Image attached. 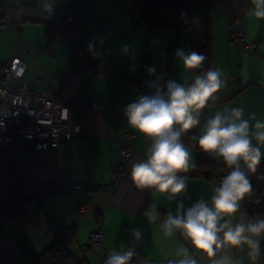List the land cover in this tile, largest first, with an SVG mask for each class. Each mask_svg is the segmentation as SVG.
I'll return each instance as SVG.
<instances>
[{"label": "crops", "instance_id": "crops-1", "mask_svg": "<svg viewBox=\"0 0 264 264\" xmlns=\"http://www.w3.org/2000/svg\"><path fill=\"white\" fill-rule=\"evenodd\" d=\"M43 3L0 0V24L7 25L0 30V65L19 56L26 63L24 79L34 90L50 86L65 100H109L113 111L102 114L74 108L71 117L81 125L79 135L47 150L21 143L1 156L5 160L10 155L18 156L23 170L33 169L41 178L51 179L59 192L45 200L39 212V229L20 228L14 221L0 227V264H37L56 229L68 225L76 228L70 250L90 264H105L111 253L130 250L134 255L128 264H173L183 258L177 256L181 247L188 249L197 264H211L179 230L165 236L160 224L168 212L176 214L179 203L184 209L197 200L211 206L220 180L204 175L181 176L187 177L186 192L172 199L155 189H137L129 178L131 165L147 158L151 141L136 132L132 155L121 157L120 144L127 132L135 130L128 126L123 109L140 95L152 94L148 81L162 78V83H180L187 79L190 83L195 75L214 66L222 70L226 87L215 94L219 99L209 101L201 111L200 124L181 136L191 163L206 122L217 111L242 107L244 119L255 113L257 120L264 121V19L247 15L253 7L250 0H187L184 26L167 58L164 32L148 26L144 11L130 7L127 0H97L92 7H83L81 22L73 29L67 21L72 14L70 0H54L51 16L44 13ZM232 18L235 22L229 24ZM239 27L244 29L247 41L256 43L255 51H245L230 39V33ZM205 40L210 43L207 68L202 65L191 74L185 72L175 57L176 50H195V45ZM89 52L91 60L87 59ZM149 67L156 72L150 75ZM249 123L254 133L255 121ZM252 142L259 146L254 137ZM260 147L262 160L264 146ZM240 165L247 168L243 161ZM115 166H119L116 175ZM77 184L83 189L71 194ZM152 208L159 217L150 222L144 213ZM231 221L255 220L240 202ZM97 229L101 232L99 246L90 242L91 233ZM132 229L141 232L139 239ZM258 239L261 255L256 264H264V235ZM248 252L246 245L222 249L214 259L229 256L234 262L252 264Z\"/></svg>", "mask_w": 264, "mask_h": 264}, {"label": "clouds", "instance_id": "clouds-1", "mask_svg": "<svg viewBox=\"0 0 264 264\" xmlns=\"http://www.w3.org/2000/svg\"><path fill=\"white\" fill-rule=\"evenodd\" d=\"M252 8L247 15L257 20L264 19V0H250ZM54 0H44L43 11L48 16L53 13ZM175 57L182 63L185 72L191 74L200 69L206 56L198 51L177 49ZM150 75L156 72L149 67ZM222 70L211 67L195 75L189 83L162 78L148 81L152 89L150 95H140L134 102L127 104L123 114L129 127L151 141L147 148V158L131 165L129 178L137 189H155L158 193H168L169 199L186 192L187 177L178 176L196 165L191 163V154L181 141V136L200 124V113L209 101L219 99L215 94L226 87ZM242 107L225 108L217 111L204 126L199 137L200 149L213 158H222L231 171L214 189L211 206L204 200H197L191 207L184 209L183 203L177 205L176 214L168 212L160 224L165 236H173L179 230L193 248L211 260V264H240L229 256L214 259L222 249H249L248 257L256 264L260 257L259 237L264 235V219L247 223H232L231 217L240 209V202L252 192V184L240 162L251 172L256 171L261 162V147L264 146V121L257 120L255 113L244 119ZM249 120L255 121V132H250ZM253 137L256 144L253 145ZM149 221L158 219L154 208L145 212ZM225 217L229 219L225 220ZM224 221L221 223V221ZM137 239L141 232L132 229ZM222 233V235H220ZM133 251L113 252L105 264H128ZM177 256L183 257L173 264H197L188 249L181 247Z\"/></svg>", "mask_w": 264, "mask_h": 264}, {"label": "trees", "instance_id": "trees-1", "mask_svg": "<svg viewBox=\"0 0 264 264\" xmlns=\"http://www.w3.org/2000/svg\"><path fill=\"white\" fill-rule=\"evenodd\" d=\"M132 8H138L145 13L146 24L152 28L162 30L166 36V56L169 58L184 26V11L187 0H127ZM195 50L204 54L206 59L203 68H207L209 61L210 43L196 44ZM90 53V52H89ZM91 53L87 57L91 60ZM195 168H190L180 176H200L207 178L226 176L231 169L222 158H213L203 152L199 144L196 158L192 162ZM252 184V192L247 196L253 201H241L245 210L254 220L264 218V159L257 165L256 171L243 169ZM219 179V178H218ZM220 180V181H221ZM59 192L56 184L47 178H41L35 170H23L19 157L10 155L0 167V227L8 221H14L20 228L39 229V212L45 200ZM98 218V216H97ZM74 225L62 226L53 234L50 246L37 258V264H90L84 257L76 256L69 248L75 240Z\"/></svg>", "mask_w": 264, "mask_h": 264}, {"label": "built area", "instance_id": "built-area-1", "mask_svg": "<svg viewBox=\"0 0 264 264\" xmlns=\"http://www.w3.org/2000/svg\"><path fill=\"white\" fill-rule=\"evenodd\" d=\"M96 1L70 0L72 14L67 18L69 27H77L82 19V8L92 7ZM234 22L233 18L228 20L229 24ZM6 26L5 23L0 24V30ZM230 39L240 43L245 51L256 50V43L246 40L242 27L233 30ZM25 68L26 63L19 56H12L0 65V157L21 143L30 144L39 150H47L58 147L63 140L79 135L81 125L71 117V110L74 108L103 114L112 113L113 104L109 100L87 101L81 97L65 100L50 86L34 90L30 82L24 79ZM14 80L19 83L13 84ZM135 135L136 130L126 133V139L119 148L122 158L126 159L132 155ZM118 167H113L114 175ZM218 178L221 180V177ZM82 189L83 185L77 184L71 188L70 193L74 194ZM252 201L250 197L246 199L248 204ZM100 240L101 232L97 229L91 233L90 242L99 246Z\"/></svg>", "mask_w": 264, "mask_h": 264}, {"label": "rangeland", "instance_id": "rangeland-1", "mask_svg": "<svg viewBox=\"0 0 264 264\" xmlns=\"http://www.w3.org/2000/svg\"><path fill=\"white\" fill-rule=\"evenodd\" d=\"M103 114V113H102ZM5 159L3 157H0V167L4 164V161Z\"/></svg>", "mask_w": 264, "mask_h": 264}]
</instances>
